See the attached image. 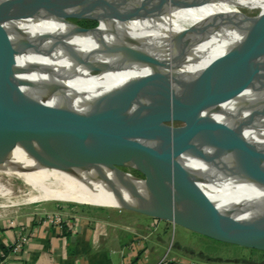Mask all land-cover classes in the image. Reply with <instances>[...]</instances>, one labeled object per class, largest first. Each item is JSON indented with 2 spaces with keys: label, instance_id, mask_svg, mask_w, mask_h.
Wrapping results in <instances>:
<instances>
[{
  "label": "bare ground",
  "instance_id": "1",
  "mask_svg": "<svg viewBox=\"0 0 264 264\" xmlns=\"http://www.w3.org/2000/svg\"><path fill=\"white\" fill-rule=\"evenodd\" d=\"M13 1L18 0L0 3ZM75 10L96 13L105 29L98 23L93 31L81 33L71 16L43 26L50 16L36 13L7 28L16 44L17 36L37 22L45 36V51L36 45H15L16 51L5 60L28 86L22 89L26 94L45 96L78 88L95 95L93 102L86 96L47 101L84 113L109 98L137 104L146 102L147 95L157 89L168 88L173 96L205 82L213 58L235 46L255 14L264 10V0H84ZM137 51L142 55L131 60ZM217 120L228 129L210 136L213 164L192 150L180 163L204 180L209 197L204 213L228 212L248 220L259 214L255 208L264 206V184L242 171L243 163L254 160L264 170V75L251 77L240 97ZM243 141L258 155L239 160L237 150ZM122 166L134 169L127 161ZM1 175L8 182L19 179L27 188L19 192L28 202L147 208L142 180L116 167H49L19 145L11 152L0 149ZM11 192L0 184V197L8 198Z\"/></svg>",
  "mask_w": 264,
  "mask_h": 264
},
{
  "label": "water",
  "instance_id": "2",
  "mask_svg": "<svg viewBox=\"0 0 264 264\" xmlns=\"http://www.w3.org/2000/svg\"><path fill=\"white\" fill-rule=\"evenodd\" d=\"M81 1L84 0L0 3V149L11 152L19 145L49 167H116L127 161L143 176L140 179L147 208L124 209L169 221L220 242L264 251V206L255 208L259 214L248 220L228 212L204 213L203 206L209 200L204 180L180 163V158L192 150L203 153L213 164L210 136L228 129L218 117L240 97L251 77L264 75V10L251 19L235 46L213 58L207 80L187 93L179 91L170 96L168 88H161L149 93L146 102L135 104L109 98L104 105L81 113L47 101L86 96L93 102L95 95L78 88L45 96L26 94L22 89L28 86L5 60L16 46L36 45L44 51L47 46L37 22L17 36L16 44L8 25L36 13L50 16L46 19L50 22L43 26L68 16L85 18L86 12L75 10ZM92 14L97 18L96 13ZM94 29L95 26L82 27L81 33ZM137 52L131 60L142 55ZM119 67L123 70L126 66ZM239 115L240 111L235 119ZM172 121L183 125L173 127L168 124ZM242 143L237 150L239 160L258 155L245 141ZM242 171L264 184V170L258 160L243 163Z\"/></svg>",
  "mask_w": 264,
  "mask_h": 264
},
{
  "label": "crops",
  "instance_id": "3",
  "mask_svg": "<svg viewBox=\"0 0 264 264\" xmlns=\"http://www.w3.org/2000/svg\"><path fill=\"white\" fill-rule=\"evenodd\" d=\"M95 212L70 215L63 224L68 235L62 234L63 225L44 220L25 227L0 226V264H157L163 257L173 264H256L214 257L185 244L179 247L183 255L168 256L166 251L155 256L163 242V235L155 234L157 226L166 232L171 222L138 212L134 216ZM23 236L25 241L15 248Z\"/></svg>",
  "mask_w": 264,
  "mask_h": 264
},
{
  "label": "rangeland",
  "instance_id": "4",
  "mask_svg": "<svg viewBox=\"0 0 264 264\" xmlns=\"http://www.w3.org/2000/svg\"><path fill=\"white\" fill-rule=\"evenodd\" d=\"M83 15L85 16V18H72L74 23L80 28H90L93 26L97 27L100 21L102 22V26H100L103 27V30L105 29V22L101 19L95 18V16H93L94 14L86 12ZM78 21H81L83 25L78 24ZM92 22H95V24H92ZM168 124L173 127L183 125V123L179 121H172ZM116 167V169L120 172L131 175L137 180H141L140 178H143L142 174L135 169L127 168L125 166ZM9 181L10 182L7 181L6 176H0V184L12 191L8 198L0 197V226L7 224H20L22 227H25L32 222L42 220H56L60 217L59 213H64V215L66 216L62 225L64 224V222H66L67 218H69V216L74 213H93V215H95V211L98 210L101 212H108L119 215L124 214L126 216H134V214H136L135 212L127 209H119L114 207L103 208L99 206L57 200L28 202L27 200H25V196H23L22 193L19 192V189L23 190V192H27V188L23 186L22 182L16 178H12ZM119 212L122 213L120 214ZM157 232H160L163 235V242L156 249V252L154 253L155 256L158 254L164 255L166 251H168L169 253L168 256H172L174 254L183 255V249L179 247L180 244H185L193 248L202 250L214 257L218 256L223 258H235L238 259V261L241 263H247L251 261L256 264H264V253H261L260 251H251L247 247L220 242L188 230L177 224L171 223L166 232L162 230V225L157 226L155 234Z\"/></svg>",
  "mask_w": 264,
  "mask_h": 264
},
{
  "label": "built area",
  "instance_id": "5",
  "mask_svg": "<svg viewBox=\"0 0 264 264\" xmlns=\"http://www.w3.org/2000/svg\"><path fill=\"white\" fill-rule=\"evenodd\" d=\"M59 216L60 217L58 219H56V220H49V221L50 222H54L59 227H62V223H63V221H64V219H65L66 216L64 215V213H59ZM25 239L26 238L24 236L21 237V238H19V240L15 244V248H19L21 246V244L25 241ZM157 264H173V263L172 262H169L167 259H165V257H163V258H161L159 260V262ZM186 264H197V263L190 261V262H186Z\"/></svg>",
  "mask_w": 264,
  "mask_h": 264
},
{
  "label": "trees",
  "instance_id": "6",
  "mask_svg": "<svg viewBox=\"0 0 264 264\" xmlns=\"http://www.w3.org/2000/svg\"><path fill=\"white\" fill-rule=\"evenodd\" d=\"M78 24H80V25H83V23H81V21H78L77 22ZM99 23H101L102 24V22H100L99 21ZM92 24H95V22H92ZM85 25V24H84ZM102 26V25H101ZM100 26V27H101ZM68 230H67V227L65 226V225H63V227H62V234L63 235H68ZM251 251H260V250H256V249H252V248H249ZM261 253H264V251H260Z\"/></svg>",
  "mask_w": 264,
  "mask_h": 264
},
{
  "label": "clouds",
  "instance_id": "7",
  "mask_svg": "<svg viewBox=\"0 0 264 264\" xmlns=\"http://www.w3.org/2000/svg\"><path fill=\"white\" fill-rule=\"evenodd\" d=\"M237 39H241V37H237Z\"/></svg>",
  "mask_w": 264,
  "mask_h": 264
}]
</instances>
